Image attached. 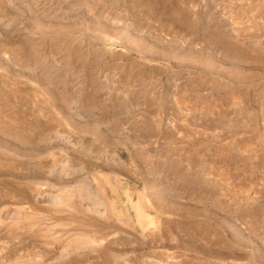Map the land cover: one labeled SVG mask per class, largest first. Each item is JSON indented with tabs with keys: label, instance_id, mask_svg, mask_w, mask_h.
Segmentation results:
<instances>
[{
	"label": "rangeland",
	"instance_id": "374dc122",
	"mask_svg": "<svg viewBox=\"0 0 264 264\" xmlns=\"http://www.w3.org/2000/svg\"><path fill=\"white\" fill-rule=\"evenodd\" d=\"M0 264H264V0H0Z\"/></svg>",
	"mask_w": 264,
	"mask_h": 264
},
{
	"label": "bare ground",
	"instance_id": "6f19581e",
	"mask_svg": "<svg viewBox=\"0 0 264 264\" xmlns=\"http://www.w3.org/2000/svg\"><path fill=\"white\" fill-rule=\"evenodd\" d=\"M139 205V204H138ZM141 217V216H140Z\"/></svg>",
	"mask_w": 264,
	"mask_h": 264
}]
</instances>
